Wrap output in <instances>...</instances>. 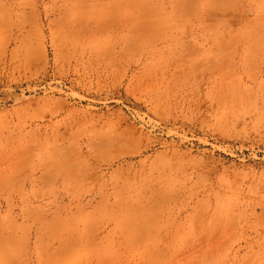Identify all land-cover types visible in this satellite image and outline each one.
<instances>
[{
	"label": "rangeland",
	"instance_id": "rangeland-1",
	"mask_svg": "<svg viewBox=\"0 0 264 264\" xmlns=\"http://www.w3.org/2000/svg\"><path fill=\"white\" fill-rule=\"evenodd\" d=\"M0 264H264V0H0Z\"/></svg>",
	"mask_w": 264,
	"mask_h": 264
}]
</instances>
